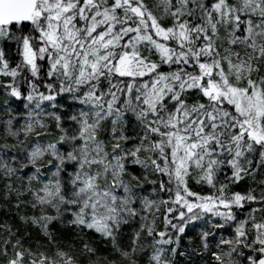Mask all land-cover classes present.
Listing matches in <instances>:
<instances>
[{"label":"snow or ice","instance_id":"snow-or-ice-1","mask_svg":"<svg viewBox=\"0 0 264 264\" xmlns=\"http://www.w3.org/2000/svg\"><path fill=\"white\" fill-rule=\"evenodd\" d=\"M0 96V264H264V0H0Z\"/></svg>","mask_w":264,"mask_h":264},{"label":"trees","instance_id":"trees-1","mask_svg":"<svg viewBox=\"0 0 264 264\" xmlns=\"http://www.w3.org/2000/svg\"><path fill=\"white\" fill-rule=\"evenodd\" d=\"M4 98L0 96V116L3 115V104L2 100ZM18 106H20L18 104ZM3 124L2 121H0V128H2ZM3 142V137L0 136V143ZM15 200L16 196L15 193H13L9 198L5 199L4 197V187H3V180L0 179V223L7 221L8 223L14 225L15 227H20L23 230L22 222L20 221V215L25 213H30L31 209L25 208L24 205H21L20 209L15 208ZM165 212V205H160V218L158 219V224L160 223V220L163 218V214ZM27 230L31 232L34 236L37 237V239H43V234L38 233L36 231L35 226H27ZM189 235L195 239L196 233L195 232H189ZM61 240V243L69 242V243H77L78 244V238L76 237V234L71 232V230L68 229H60L59 230V237ZM183 246H187L189 241L186 238L182 237L181 241ZM177 259L180 261V264H184V261L186 260V257H177ZM193 260L195 261V264H200L198 260L193 257Z\"/></svg>","mask_w":264,"mask_h":264},{"label":"rangeland","instance_id":"rangeland-1","mask_svg":"<svg viewBox=\"0 0 264 264\" xmlns=\"http://www.w3.org/2000/svg\"><path fill=\"white\" fill-rule=\"evenodd\" d=\"M15 107H19L18 104L17 105H14Z\"/></svg>","mask_w":264,"mask_h":264}]
</instances>
